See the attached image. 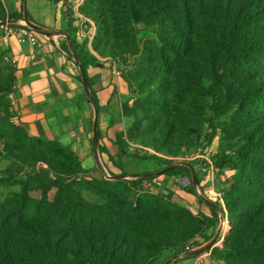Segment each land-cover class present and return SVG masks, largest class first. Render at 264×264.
I'll return each instance as SVG.
<instances>
[{
  "label": "trees",
  "instance_id": "trees-1",
  "mask_svg": "<svg viewBox=\"0 0 264 264\" xmlns=\"http://www.w3.org/2000/svg\"><path fill=\"white\" fill-rule=\"evenodd\" d=\"M78 10L95 25L96 54L139 56L123 75L135 95L123 115L134 118L131 129L144 144L177 157L219 132L212 160L233 173L222 189L228 231L210 255L224 264H264V0H83ZM64 15L97 109L87 67L99 61L73 36L71 8ZM141 29L147 35L138 36ZM6 53L0 47V153L10 169L32 171L0 176V187L20 186L0 199V264H154L164 251L179 255L202 243L196 237H213L216 207L195 212L171 191H155V175L85 179L90 170L68 145L29 134L10 108L15 68ZM115 144L120 159L123 140Z\"/></svg>",
  "mask_w": 264,
  "mask_h": 264
},
{
  "label": "crops",
  "instance_id": "crops-1",
  "mask_svg": "<svg viewBox=\"0 0 264 264\" xmlns=\"http://www.w3.org/2000/svg\"><path fill=\"white\" fill-rule=\"evenodd\" d=\"M73 1V14L77 18L82 17L78 21L73 20V36L79 43L86 41V48L99 61V65L87 67L98 108L92 103L89 87L87 91L82 78L78 79L80 69L68 45V24L61 0H0L4 19L12 18L10 15L18 13L21 17L17 19L26 18L39 28L35 30L36 43L18 42L10 37L2 46L7 51L5 58L15 68V80L8 98L11 110L29 134L57 139L68 145L77 153L82 166L94 173L96 154L108 165V155L118 161V148L106 135L98 138L94 145L93 124L96 121L99 129L110 128L111 125L116 127L117 98L124 96L126 90L122 89L121 76L114 72L116 63L112 62L113 58L101 57L91 49L94 25L76 9L83 0ZM64 44L69 52L63 47ZM99 145H105L107 151L100 152ZM159 167L154 161L152 166L144 168L143 171L152 172ZM216 229L217 227L214 234ZM217 238V243L221 244L223 233L219 232ZM154 264L224 263L212 257L210 250L206 249L194 255H174L173 251L167 250Z\"/></svg>",
  "mask_w": 264,
  "mask_h": 264
},
{
  "label": "rangeland",
  "instance_id": "rangeland-1",
  "mask_svg": "<svg viewBox=\"0 0 264 264\" xmlns=\"http://www.w3.org/2000/svg\"><path fill=\"white\" fill-rule=\"evenodd\" d=\"M61 1L64 4V8L66 7L71 8L75 3L73 0H61ZM72 18L73 20L78 21V18H82V17L77 18V15H75V13L73 14L72 12ZM147 33H148L147 31L141 29L140 32L138 33V36H142L143 34L147 35ZM104 54L105 56H110L114 58L113 61L116 63V68L118 69L119 75L121 76V79L123 81L122 89L126 90V92L124 96L120 95L117 98L118 112L115 118L116 127H113L111 125L110 128H105V129L97 128V137L102 138L104 135L109 136V138L114 144L117 138H121L123 140L122 146L125 153L120 157V159L118 156V161H116L118 163H113L110 161L108 162V165L105 164L104 161H101L98 158V155L96 154L97 160L93 169L95 172L85 175L84 178L85 179L90 177L101 178L103 175L106 178H108V176H106L107 174L114 175V174L123 173L127 175L126 177L127 179H133L136 178L134 176L135 174L145 172L143 171L144 168H147L148 166H152L154 161L160 166L156 170L168 166H172L171 169L186 168L185 169L186 172L173 173V174L162 173L160 175H155L156 177L153 178L151 181V184H153L152 185L153 189L155 191H160V192H165L169 190L172 192L174 200H176L178 203L194 210L195 212L199 210H202L204 212L205 210V213L207 212L206 214H209L210 211L208 208V204L206 202L202 203L198 199V196L202 195L204 198L215 204L219 203L221 207V209L220 207L218 208V206L216 208L219 217L217 226H219L220 223V215L221 216L224 215L227 221L226 214L222 213V210L223 212L225 210L223 200L222 202H220L218 199L219 197H221L222 199V189L225 186L226 179L233 173V169H231L228 166L216 167L214 165V161L212 160L215 153L219 150L222 142L219 132H216L214 139L212 140L211 143L206 144L202 141V139H200L201 142L200 144L189 145L177 157H169L155 152L153 149H151L142 142L140 136L136 135V133L132 131L131 128L134 118L132 116L123 115V106L126 104L128 107H131L133 99L135 98V95L129 92L127 82L123 78V75L127 74V72H129L130 70H133L131 64L133 62L139 61V56L134 53L116 55V54H111V53L109 54L108 52H104ZM100 147L101 150L107 151L105 145H100ZM118 151L117 154L119 155ZM151 154L161 156V159L157 161V160L144 158L145 156ZM11 165H12L11 160H9L2 153H0V176L4 177L9 175H14L18 177H23L25 176L26 173H30L32 171L31 167L28 166L19 167L14 164L10 169L9 167ZM191 169L194 172V175L197 179L196 184H194L192 181ZM185 176L188 177L187 180L184 179ZM191 188L195 191V193H192V191H190ZM19 189L20 186L18 184H12V185H6L0 187V199H3L5 196L11 194L12 192L19 191ZM82 195L91 201H95V202L102 201L101 197L97 193L92 191V189H83ZM211 230L214 229L209 228L208 232H210ZM226 232L224 231L222 232L223 236ZM196 240L197 242H202L201 245L207 242V241H203L199 237H196ZM201 245L195 246L194 248L199 247ZM220 245L221 244L217 243L216 241L212 246H220Z\"/></svg>",
  "mask_w": 264,
  "mask_h": 264
},
{
  "label": "water",
  "instance_id": "water-1",
  "mask_svg": "<svg viewBox=\"0 0 264 264\" xmlns=\"http://www.w3.org/2000/svg\"><path fill=\"white\" fill-rule=\"evenodd\" d=\"M26 24H28L31 28H33L34 30H39L38 26L34 23H31L29 21L26 20V18H22ZM48 33V32H46ZM68 38V37H67ZM68 45H69V48H70V51L73 55V58L74 60L78 63V66H79V69H80V74H81V78H82V82L86 88V90L88 91V85H87V82H86V78H85V75H84V70L82 68V66L80 65V62H79V59L71 45V42H70V39L68 38ZM91 100H92V97H90ZM92 103L94 104L93 100H92ZM97 140H98V137H97V124H96V121L94 122L93 124V143L94 145L97 143ZM172 166H168V167H165V168H162V169H158L156 171H152V172H144V173H138V174H135L134 176L135 177H138V176H141V175H160L162 173H164L165 171L171 169ZM108 176L109 179H114V178H126L127 175L126 174H123V173H120V174H114V175H106ZM191 178H192V181L194 184L197 183V179L194 175V172L192 171L191 169ZM185 180L188 179L187 176L184 177ZM200 197L204 200V202H206L209 206H212V207H216V204L207 200L206 198H204L202 195H200ZM220 219H221V215H220ZM220 232V223H219V226L217 227L216 229V232L215 234L213 235V237L207 241L204 245L202 246H199V247H196V248H192L190 250H187L186 252H184L185 255H194V254H199L203 251H205L206 249H208L214 242L215 240L217 239L218 237V233Z\"/></svg>",
  "mask_w": 264,
  "mask_h": 264
},
{
  "label": "built area",
  "instance_id": "built-area-1",
  "mask_svg": "<svg viewBox=\"0 0 264 264\" xmlns=\"http://www.w3.org/2000/svg\"><path fill=\"white\" fill-rule=\"evenodd\" d=\"M78 14V13H77ZM10 37H14L18 42L36 43L37 36L33 28H31L22 19L8 18L5 20L0 19V47L8 42ZM114 63V61H112ZM115 64H113L114 66ZM115 74L119 75V71L114 67ZM222 202L221 197L218 199ZM226 221L225 216L222 215L220 219V232H223V223ZM194 247H186V251ZM182 255V254H181Z\"/></svg>",
  "mask_w": 264,
  "mask_h": 264
},
{
  "label": "bare ground",
  "instance_id": "bare-ground-1",
  "mask_svg": "<svg viewBox=\"0 0 264 264\" xmlns=\"http://www.w3.org/2000/svg\"><path fill=\"white\" fill-rule=\"evenodd\" d=\"M228 230V224L227 221H224L223 223V231L226 232Z\"/></svg>",
  "mask_w": 264,
  "mask_h": 264
}]
</instances>
